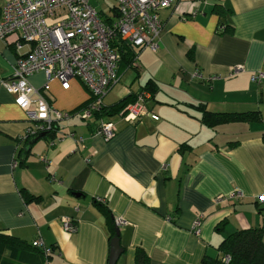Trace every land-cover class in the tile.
I'll list each match as a JSON object with an SVG mask.
<instances>
[{
  "label": "crops",
  "instance_id": "crops-1",
  "mask_svg": "<svg viewBox=\"0 0 264 264\" xmlns=\"http://www.w3.org/2000/svg\"><path fill=\"white\" fill-rule=\"evenodd\" d=\"M111 8L98 11L106 22L116 19ZM158 18L156 51L145 48L131 64L121 62L118 81L103 99L111 107L147 86L154 89L148 114L133 124L117 112L105 115L116 128L109 141L78 115L59 128L74 138L64 136L52 147L45 136L24 139L27 117L1 81L13 75L28 46L18 53V35L0 39V232L29 244L41 239L50 249L48 257L35 255L25 264H108L109 226L97 198L113 220L123 221L116 264H137L136 248L150 264H200L203 256H220L221 242L233 232L264 227L258 200L264 82L252 81L264 71V0H180ZM220 25L232 30L219 33ZM28 80L35 87L46 81L43 72ZM47 97L57 110L74 112L90 94L72 78L66 90L52 80ZM202 110L256 111L261 122L210 127L200 120ZM76 138L83 139L80 147ZM236 191L242 196L232 198ZM62 218L73 220L74 232L63 229Z\"/></svg>",
  "mask_w": 264,
  "mask_h": 264
},
{
  "label": "built area",
  "instance_id": "built-area-1",
  "mask_svg": "<svg viewBox=\"0 0 264 264\" xmlns=\"http://www.w3.org/2000/svg\"><path fill=\"white\" fill-rule=\"evenodd\" d=\"M91 1L4 0L0 8V39L18 35L19 40L15 43L18 53L28 46L27 52L18 57L13 75L1 81L27 117L24 139L54 133L48 140L52 147L64 136L74 138L73 133L65 135L59 128L73 115L89 121L102 107L103 95L118 81L120 54L111 44L118 39L140 50L156 51L162 30L158 12L180 0H113L117 17L110 22L102 21ZM38 72L44 73L46 81L41 87L34 88L28 78ZM72 78H77L86 87L90 99L75 113L61 112L52 107L47 97L49 83L57 80L66 90ZM252 81L264 82V71L256 72ZM151 99L149 91L140 90L134 102L121 111V119L129 124L141 120L148 114L146 105ZM94 132L109 141L115 137L116 128L114 123L100 119ZM82 142V138H76L77 146L80 147ZM165 167L163 164L162 168ZM51 180L56 181L54 177ZM241 196L242 193L236 191L231 197ZM96 200L102 204L105 201ZM258 200L264 202V191ZM201 219L202 215H199L193 225L195 235L199 234ZM114 221L117 226L123 223L120 219ZM61 223L65 231L76 229L72 219L62 218ZM32 245L41 248L46 257L50 254L41 239L32 241ZM223 261L227 262L228 257Z\"/></svg>",
  "mask_w": 264,
  "mask_h": 264
},
{
  "label": "trees",
  "instance_id": "trees-1",
  "mask_svg": "<svg viewBox=\"0 0 264 264\" xmlns=\"http://www.w3.org/2000/svg\"><path fill=\"white\" fill-rule=\"evenodd\" d=\"M114 10L115 9L112 7L111 11L117 17V12ZM214 10L218 15H221L222 11L219 6H216ZM101 14L104 17L103 21H108L107 16L103 13ZM101 14L99 13L100 16ZM231 30L232 27L230 25H220L218 31L219 33H224L230 32ZM111 47L116 49L120 54V62L118 66L121 62H123L124 65L131 64L132 60L135 59L138 51L140 50L135 48L133 45L127 44L118 39H116L111 44ZM142 90L149 91L152 96L154 94V89L148 88L147 86L143 87ZM136 96L137 93H135L133 97H126L122 99L111 107H106L104 104H102V107L96 116L103 118L105 115L113 112L120 114L127 104L134 102ZM85 104L86 103L81 105L77 110L83 108ZM200 120L212 127L218 124L227 123L229 121L261 122V115L256 111L242 113H214L208 110H202V116L200 117ZM54 135V133H48L45 138L47 137L49 139L50 137H54ZM95 203L98 206L100 204L99 207L101 208L104 216H106L107 224L109 226L108 240L110 241L115 236L117 225L111 218L110 210L97 200ZM263 233L264 227L247 228L235 231L225 237L221 242L219 246L220 256L216 258L203 256L200 264H264V244L262 242ZM35 255L46 257L44 251L41 248L34 247L32 242L29 244L15 236L0 232V264H25L29 262V260ZM225 257H228L227 262L223 261ZM135 262L137 264H150L148 256L141 248H136Z\"/></svg>",
  "mask_w": 264,
  "mask_h": 264
},
{
  "label": "rangeland",
  "instance_id": "rangeland-1",
  "mask_svg": "<svg viewBox=\"0 0 264 264\" xmlns=\"http://www.w3.org/2000/svg\"><path fill=\"white\" fill-rule=\"evenodd\" d=\"M91 4H92V6L93 7H95L96 8V10L97 11H109L110 10V8L113 6V1L112 0H98V1H96V0H92L91 1ZM43 85V84H42ZM41 85V86H42ZM41 86H39V87H41ZM32 87H34V88H39V87H35V86H33L32 85ZM86 88V87H85ZM106 95V93L103 95V99H104V96ZM90 99V98H89ZM89 101V100H88ZM87 101V102H88ZM86 102V103H87ZM100 111V110H99ZM99 111L98 112H96V113H94L93 114V116H92V118L89 120V121H86V120H84V121H86V122H88V123H90V124H93L94 125V130H93V133H95L94 131H96V129H97V125H98V123H99V121H100V119H102V118H100V117H97L96 116V114L97 113H99ZM77 118H79L80 119V116H77ZM83 140V139H82ZM49 256V254L47 255V257Z\"/></svg>",
  "mask_w": 264,
  "mask_h": 264
},
{
  "label": "water",
  "instance_id": "water-1",
  "mask_svg": "<svg viewBox=\"0 0 264 264\" xmlns=\"http://www.w3.org/2000/svg\"><path fill=\"white\" fill-rule=\"evenodd\" d=\"M44 134H39L35 136L30 143L35 142L41 137H44ZM119 228H116L115 236L110 240V252H109V258H108V264H116V261L118 260L119 256L122 254L123 249L120 247L119 244Z\"/></svg>",
  "mask_w": 264,
  "mask_h": 264
}]
</instances>
